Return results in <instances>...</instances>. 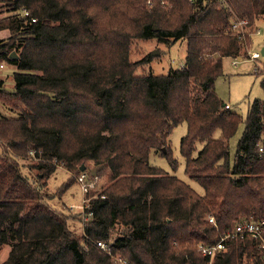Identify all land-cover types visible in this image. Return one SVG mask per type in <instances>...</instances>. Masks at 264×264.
I'll return each instance as SVG.
<instances>
[{
  "label": "trees",
  "instance_id": "16d2710c",
  "mask_svg": "<svg viewBox=\"0 0 264 264\" xmlns=\"http://www.w3.org/2000/svg\"><path fill=\"white\" fill-rule=\"evenodd\" d=\"M3 1L0 64L14 67V85L0 77V252L9 246L0 264H118L111 255L127 264H208L198 244L239 221L264 220V98L243 118L215 91L223 57L246 53L264 0ZM237 21L249 27L243 38ZM137 39H185L184 63L137 72L150 60L130 58ZM181 122L184 172L202 193L149 161L153 153L175 168L169 135ZM58 164L107 173L82 235L45 201ZM258 243L235 235L211 264H264Z\"/></svg>",
  "mask_w": 264,
  "mask_h": 264
},
{
  "label": "rangeland",
  "instance_id": "374dc122",
  "mask_svg": "<svg viewBox=\"0 0 264 264\" xmlns=\"http://www.w3.org/2000/svg\"><path fill=\"white\" fill-rule=\"evenodd\" d=\"M4 9V1L0 0V18L6 14ZM245 26H247L245 24ZM249 27H245V32ZM250 30L249 43L244 46L246 53H241L238 56H226L222 59V73L215 80V91L218 96L228 103L230 108L243 118L246 117L250 103L254 99L264 98V89L260 82L264 77V16H260L254 22V27ZM7 34L6 30L0 29V37ZM6 37V36H5ZM157 50V54L152 52ZM252 52H258L259 57L253 59L250 55ZM149 54V61L143 63L137 69L139 73L153 72L155 74L166 73L169 68H177L184 63L186 54V41L179 39L174 43L166 44L158 42L156 39L150 40H134L131 50V59H141ZM236 62L235 65L233 62ZM258 68H257V67ZM14 67L6 63L0 64V77L5 80V87L11 90L14 85L12 78V71ZM244 128V123H241L236 133L229 140L230 151L233 153L237 140L239 139ZM186 131V123L181 122L172 128L169 135V143L172 150L173 157L177 160V165L172 168L167 160L151 153L149 161L157 165L170 174H175L180 179L188 183L194 190L199 193L203 192L200 184L194 179L190 178L184 172L185 158L179 152V142L182 135ZM219 131L214 132V136H218ZM202 144L197 143V151ZM194 152V155L197 153ZM99 166H89L87 172L98 173L100 181L102 182V189L105 188L107 182L105 175L98 170ZM22 172L26 174V167H22ZM74 172V171H73ZM103 172V171H102ZM77 173H72L67 170L62 164H58L56 170L50 175L45 191L49 194L46 202L53 209L60 213L66 214L68 217V224L71 230L76 234L82 235L83 222L87 219V215L82 213L80 209L82 193L77 183ZM70 184L67 189L63 190L66 184ZM8 244L4 245L0 252V261L5 256L8 250Z\"/></svg>",
  "mask_w": 264,
  "mask_h": 264
},
{
  "label": "built area",
  "instance_id": "2783aa9c",
  "mask_svg": "<svg viewBox=\"0 0 264 264\" xmlns=\"http://www.w3.org/2000/svg\"><path fill=\"white\" fill-rule=\"evenodd\" d=\"M22 13L27 16L29 13L26 9L22 10ZM32 21L35 20V18H31ZM245 21H237L234 22L232 25V28L238 29L240 34L238 35L240 38L244 37V32H245V27H244ZM253 59H256L259 57L258 52H252L250 55ZM235 61L233 64L235 65ZM2 66V64H1ZM257 67V66H256ZM258 68V67H257ZM224 106L226 108H229L230 105L228 103H225ZM100 175L98 173H89L87 170H82L78 175H77V183L80 187V191L82 193V198H81V205L80 209L82 210V213H85V209L88 208L89 206V201L93 197H97L98 193L102 189L101 181H100ZM208 220L215 225V221L213 217H208ZM264 231V220H256V221H251V220H245V221H239L235 223L233 229L231 231H227L223 234L220 235V237L213 243L210 244H198V250L201 252L202 255L208 257V264H211L212 259L215 255V253L218 250H221L225 247L226 241L235 236L239 235L240 237L243 236L244 234H250L251 236L255 237L258 239L259 247L263 250L264 254V238L262 236ZM97 246L101 248L103 251L107 252L108 254L111 255L110 253V248L107 245V243L103 241H97L96 242ZM116 263L118 264H127V262L118 256H113L111 255Z\"/></svg>",
  "mask_w": 264,
  "mask_h": 264
},
{
  "label": "water",
  "instance_id": "95a60500",
  "mask_svg": "<svg viewBox=\"0 0 264 264\" xmlns=\"http://www.w3.org/2000/svg\"><path fill=\"white\" fill-rule=\"evenodd\" d=\"M12 53H13L14 56L16 55L14 52H12ZM152 53L155 55V54L158 53V51H157V50H154ZM261 53H262V54L264 53V49H263V48H262V50H261ZM83 169H84V167L81 166V167H80V170L82 171Z\"/></svg>",
  "mask_w": 264,
  "mask_h": 264
},
{
  "label": "crops",
  "instance_id": "0c3cea01",
  "mask_svg": "<svg viewBox=\"0 0 264 264\" xmlns=\"http://www.w3.org/2000/svg\"><path fill=\"white\" fill-rule=\"evenodd\" d=\"M83 233V232H82Z\"/></svg>",
  "mask_w": 264,
  "mask_h": 264
}]
</instances>
